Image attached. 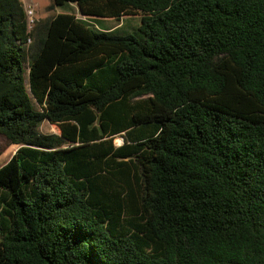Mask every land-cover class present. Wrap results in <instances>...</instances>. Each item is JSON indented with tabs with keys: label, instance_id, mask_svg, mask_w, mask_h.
Wrapping results in <instances>:
<instances>
[{
	"label": "trees",
	"instance_id": "16d2710c",
	"mask_svg": "<svg viewBox=\"0 0 264 264\" xmlns=\"http://www.w3.org/2000/svg\"><path fill=\"white\" fill-rule=\"evenodd\" d=\"M50 1L0 0V264H264V0Z\"/></svg>",
	"mask_w": 264,
	"mask_h": 264
},
{
	"label": "rangeland",
	"instance_id": "374dc122",
	"mask_svg": "<svg viewBox=\"0 0 264 264\" xmlns=\"http://www.w3.org/2000/svg\"><path fill=\"white\" fill-rule=\"evenodd\" d=\"M24 8L29 7L32 10V16L31 19L33 20V24L35 21L38 20H44L49 16H52L54 14L58 13H74L78 17H81L77 11L75 6L71 7H56L53 10H49L48 7L51 4L50 0H21ZM140 23V18L139 16H128L122 18L121 21L115 22L113 20H110L108 22H105L104 25L108 26L109 28L111 27H120V30L118 33L123 32L125 29L130 30L131 28L135 27L136 25H139ZM40 132L42 133H49V132H54V128L49 125L47 121H44L40 128ZM0 138V142H1ZM116 145L121 144V138H116L114 140ZM16 151V147L11 146L6 151H4L0 155V167L5 164L13 155V153Z\"/></svg>",
	"mask_w": 264,
	"mask_h": 264
},
{
	"label": "built area",
	"instance_id": "2783aa9c",
	"mask_svg": "<svg viewBox=\"0 0 264 264\" xmlns=\"http://www.w3.org/2000/svg\"><path fill=\"white\" fill-rule=\"evenodd\" d=\"M25 11H26V16H27V26H28V29L30 30L31 27L33 26V20L31 19L32 10L29 7H26Z\"/></svg>",
	"mask_w": 264,
	"mask_h": 264
},
{
	"label": "crops",
	"instance_id": "0c3cea01",
	"mask_svg": "<svg viewBox=\"0 0 264 264\" xmlns=\"http://www.w3.org/2000/svg\"><path fill=\"white\" fill-rule=\"evenodd\" d=\"M77 16V15H76ZM78 17V16H77ZM100 27H102V28H109L108 26H105V25H101Z\"/></svg>",
	"mask_w": 264,
	"mask_h": 264
},
{
	"label": "water",
	"instance_id": "95a60500",
	"mask_svg": "<svg viewBox=\"0 0 264 264\" xmlns=\"http://www.w3.org/2000/svg\"><path fill=\"white\" fill-rule=\"evenodd\" d=\"M121 142H122V139H121Z\"/></svg>",
	"mask_w": 264,
	"mask_h": 264
}]
</instances>
